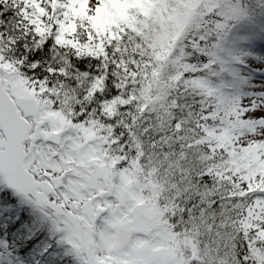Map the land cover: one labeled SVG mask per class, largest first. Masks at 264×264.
<instances>
[{
    "label": "snow or ice",
    "instance_id": "snow-or-ice-1",
    "mask_svg": "<svg viewBox=\"0 0 264 264\" xmlns=\"http://www.w3.org/2000/svg\"><path fill=\"white\" fill-rule=\"evenodd\" d=\"M0 264H264V0H0Z\"/></svg>",
    "mask_w": 264,
    "mask_h": 264
}]
</instances>
